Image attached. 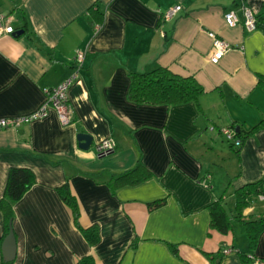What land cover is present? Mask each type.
<instances>
[{
  "label": "crops",
  "instance_id": "1",
  "mask_svg": "<svg viewBox=\"0 0 264 264\" xmlns=\"http://www.w3.org/2000/svg\"><path fill=\"white\" fill-rule=\"evenodd\" d=\"M242 7L264 19V0H0V15L22 32L0 36V118L36 112L49 89L78 74L66 92L72 123L49 109L0 129V198L11 168L34 174L13 204L11 264H75L84 256L94 264H210L204 252L221 253L216 264H242L238 250L253 256L246 264H264V230L250 250L240 221L222 234L207 209L224 194L236 215L234 190L264 176V125L248 132L264 118V30L244 28ZM229 10L239 20L233 26L224 19ZM208 32L231 45L219 61ZM156 66L193 75L204 91L178 105L131 102L129 73ZM222 128L237 132L239 148ZM80 132L92 137L88 150L78 146ZM108 138L115 150L98 156L96 145ZM137 161L152 176L112 193L108 181ZM65 182L80 225L98 230L94 243L57 193ZM253 215L264 216V195L241 213ZM3 234L0 212V264Z\"/></svg>",
  "mask_w": 264,
  "mask_h": 264
},
{
  "label": "trees",
  "instance_id": "2",
  "mask_svg": "<svg viewBox=\"0 0 264 264\" xmlns=\"http://www.w3.org/2000/svg\"><path fill=\"white\" fill-rule=\"evenodd\" d=\"M256 29L264 30V19L261 15L256 14ZM262 19V20H261ZM130 87L128 91V98L131 102L136 104L148 105H178L189 101H196L198 96L204 91L202 85L193 75L182 76L175 74L170 69L163 66H156L146 71H131ZM259 82L264 85V77L259 78ZM51 90V89H49ZM73 118H70L72 123ZM264 125V118H262L254 127L248 132H252ZM81 131V129H79ZM81 133V132H80ZM235 138L237 132L234 131ZM238 139V138H237ZM239 145L232 146L239 148ZM230 142V141H229ZM152 173L149 169L143 166L140 161H137L135 166L131 169L125 170L114 175L109 181L108 186L112 193L117 187L125 185H135L149 179ZM34 181V174L31 169L26 167H13L10 169L5 185L4 193L0 198V212L4 219V237L9 232V225L13 218V204L22 197L27 189ZM57 193L63 202L70 208L74 224L81 230L85 239L89 243H94L98 239V230L96 226H89L84 228L80 225L79 216L80 210L75 197L70 192L67 182L57 188ZM235 195V209L236 215L229 214L226 206L224 194L220 195L207 206L210 214V225L218 232L226 234L231 230V219L240 221L248 238V247L253 250L256 247L258 236L264 230V216L253 215L248 218H242V211L248 207L251 202L264 195V176L261 178L245 183L234 190ZM164 199L154 200L148 203L150 209H154L164 203ZM172 253H177V246L170 245ZM242 264H246L253 256L246 251L238 250ZM205 256L211 261L210 264H216L221 258V253L204 252ZM1 264H11V262L2 261ZM75 264H94L91 256H84L76 261Z\"/></svg>",
  "mask_w": 264,
  "mask_h": 264
},
{
  "label": "built area",
  "instance_id": "3",
  "mask_svg": "<svg viewBox=\"0 0 264 264\" xmlns=\"http://www.w3.org/2000/svg\"><path fill=\"white\" fill-rule=\"evenodd\" d=\"M180 5L173 7L171 10L164 14L165 19L171 18L175 12L180 10ZM226 24L229 26L235 25L239 20L233 10H229L224 14ZM242 24L244 28L251 32L256 29V18L254 12L246 7H242ZM15 28L11 23V20L6 19L0 15V36L1 35H14ZM208 36L212 39V58L214 61H219L226 52L231 49V45L225 40L217 37L214 32H208ZM84 58L82 50L75 52V64L76 66L81 65ZM78 74L75 72L71 78L66 80L60 86L48 90L47 97L39 109L26 116L20 117H7L0 118V129L1 128H18L23 123H29L30 121L46 115L49 109H53L61 124L70 123V107L67 102L66 92L73 79L77 78ZM221 132L227 138L228 141L233 142L234 145H239L240 141L235 138V133L230 128H222ZM116 148V142L112 138H108L100 141L95 148L98 156H104L113 152ZM230 249H226L224 252H229Z\"/></svg>",
  "mask_w": 264,
  "mask_h": 264
},
{
  "label": "water",
  "instance_id": "4",
  "mask_svg": "<svg viewBox=\"0 0 264 264\" xmlns=\"http://www.w3.org/2000/svg\"><path fill=\"white\" fill-rule=\"evenodd\" d=\"M21 31H16L15 34H21ZM78 146L82 150H88L92 143V137L86 133H78L77 136ZM1 252L4 262H12L15 254H16V240L14 236V232L12 230L11 224L9 225V232L5 236L2 246Z\"/></svg>",
  "mask_w": 264,
  "mask_h": 264
},
{
  "label": "rangeland",
  "instance_id": "5",
  "mask_svg": "<svg viewBox=\"0 0 264 264\" xmlns=\"http://www.w3.org/2000/svg\"><path fill=\"white\" fill-rule=\"evenodd\" d=\"M228 194V193H227ZM227 200V199H226ZM228 205V202L226 201V206ZM235 223H237V222H235ZM241 227H243V226H241Z\"/></svg>",
  "mask_w": 264,
  "mask_h": 264
}]
</instances>
